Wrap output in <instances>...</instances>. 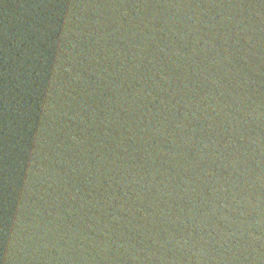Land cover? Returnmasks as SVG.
I'll return each mask as SVG.
<instances>
[{
    "label": "water",
    "instance_id": "1",
    "mask_svg": "<svg viewBox=\"0 0 264 264\" xmlns=\"http://www.w3.org/2000/svg\"><path fill=\"white\" fill-rule=\"evenodd\" d=\"M0 264H264V0H0Z\"/></svg>",
    "mask_w": 264,
    "mask_h": 264
}]
</instances>
